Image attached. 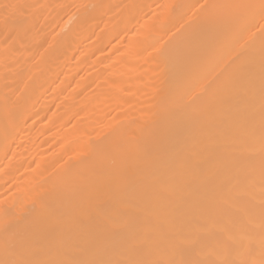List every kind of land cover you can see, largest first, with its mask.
Returning <instances> with one entry per match:
<instances>
[{
	"label": "bare ground",
	"instance_id": "obj_1",
	"mask_svg": "<svg viewBox=\"0 0 264 264\" xmlns=\"http://www.w3.org/2000/svg\"><path fill=\"white\" fill-rule=\"evenodd\" d=\"M0 264H264V0H0Z\"/></svg>",
	"mask_w": 264,
	"mask_h": 264
},
{
	"label": "rangeland",
	"instance_id": "obj_2",
	"mask_svg": "<svg viewBox=\"0 0 264 264\" xmlns=\"http://www.w3.org/2000/svg\"><path fill=\"white\" fill-rule=\"evenodd\" d=\"M70 3H72V2H69V4L67 3V6H70V7H72L73 5L71 6V5H70ZM111 111H113V110H111Z\"/></svg>",
	"mask_w": 264,
	"mask_h": 264
}]
</instances>
